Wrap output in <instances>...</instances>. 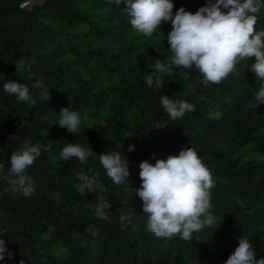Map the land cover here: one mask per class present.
Returning a JSON list of instances; mask_svg holds the SVG:
<instances>
[{"label":"trees","instance_id":"trees-1","mask_svg":"<svg viewBox=\"0 0 264 264\" xmlns=\"http://www.w3.org/2000/svg\"><path fill=\"white\" fill-rule=\"evenodd\" d=\"M22 1L0 0V238L13 253L0 264H225L241 235L256 259L264 258V104L256 101L264 81L252 71L255 57L207 86L194 65L173 66L156 93L146 80L155 60L167 65L174 55L166 40L170 22L147 37L130 24L123 2L31 0L20 7ZM172 2L173 14L181 7L195 13L207 0ZM256 15L255 30L264 31V7ZM20 60L25 66L16 70ZM35 79L50 88L48 102L40 99L43 89L32 88ZM8 80L27 85L35 106L6 93ZM160 96L195 108L173 121ZM68 107L81 117L76 134L57 124ZM50 142L26 169L34 193L13 192L4 179L12 153L25 143ZM74 143L94 152L83 164L60 159L63 147ZM188 147L212 173L215 222L188 241L156 237L135 195L139 165ZM112 150L129 162L122 185L112 182L98 157ZM82 171L94 179L84 193L75 187ZM101 202L109 219L96 215ZM122 215L131 220L122 222Z\"/></svg>","mask_w":264,"mask_h":264},{"label":"clouds","instance_id":"clouds-1","mask_svg":"<svg viewBox=\"0 0 264 264\" xmlns=\"http://www.w3.org/2000/svg\"><path fill=\"white\" fill-rule=\"evenodd\" d=\"M122 2L125 4L124 12L131 18L130 24L144 36L152 37L157 30L162 33V23L170 22L172 25L166 40L174 55L167 65L159 59L155 60V71L146 80L156 93L165 86L163 77L173 73V66L190 69L194 65L207 86L209 83L219 84L235 71L239 61H247L251 57L256 60L252 71L264 81V31L255 30L256 14L264 7L262 0H207L206 5L195 13L181 7L175 14L172 0H115L118 7ZM24 66L23 60L15 65L16 70ZM32 88L43 89L41 100L48 102L51 99L50 88L45 87L41 79H35ZM4 91L30 107L36 104L29 87L23 83L8 80L4 83ZM159 98L161 106L173 121L195 108L186 101H173L168 96ZM256 101L257 106L264 104V83ZM59 117L57 124L60 127L66 128L69 133H77L81 117L76 111L70 110V107L62 108ZM51 147V142L34 146L25 143L19 151L12 153L4 179L12 185L13 192L25 197L34 193L35 182L25 174L26 169L41 156L42 151H48ZM132 150L134 145H129L128 151ZM93 153L91 147L85 149L78 143L67 144L60 153V159L67 162L75 157L83 164ZM98 157L114 184L122 185L126 179L129 180V162L123 152L112 150ZM139 167L142 183L135 190V195L143 201L148 231L156 237L171 239L180 235L188 241L194 232L214 224L216 218L209 212L212 173L193 147L182 149L179 155H170L166 160L158 159L155 164L144 160ZM4 170L5 164L0 160V173ZM80 179L82 183L75 186L79 192L93 189V178L82 171ZM95 211L99 218L109 219L103 202L98 204ZM125 220L130 221L131 215H122L121 221ZM4 238H0V261L13 258ZM237 239L238 246L225 264H264V258L256 259L248 237L241 235ZM19 264H24V261L21 260Z\"/></svg>","mask_w":264,"mask_h":264},{"label":"built area","instance_id":"built-area-1","mask_svg":"<svg viewBox=\"0 0 264 264\" xmlns=\"http://www.w3.org/2000/svg\"><path fill=\"white\" fill-rule=\"evenodd\" d=\"M30 2L31 0H24L20 3V7H26L27 5H29Z\"/></svg>","mask_w":264,"mask_h":264}]
</instances>
